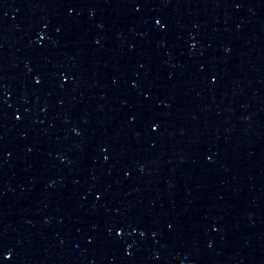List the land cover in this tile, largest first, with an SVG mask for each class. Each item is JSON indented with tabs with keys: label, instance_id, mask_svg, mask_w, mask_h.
<instances>
[{
	"label": "water",
	"instance_id": "water-1",
	"mask_svg": "<svg viewBox=\"0 0 264 264\" xmlns=\"http://www.w3.org/2000/svg\"><path fill=\"white\" fill-rule=\"evenodd\" d=\"M0 264H264V0H0Z\"/></svg>",
	"mask_w": 264,
	"mask_h": 264
},
{
	"label": "snow or ice",
	"instance_id": "snow-or-ice-1",
	"mask_svg": "<svg viewBox=\"0 0 264 264\" xmlns=\"http://www.w3.org/2000/svg\"><path fill=\"white\" fill-rule=\"evenodd\" d=\"M157 23L159 24L160 23V21H157ZM37 83H40V81L39 80H37ZM19 118V117H18Z\"/></svg>",
	"mask_w": 264,
	"mask_h": 264
}]
</instances>
